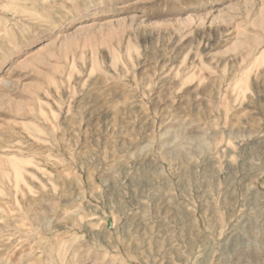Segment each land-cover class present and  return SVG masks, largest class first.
<instances>
[{
	"label": "rangeland",
	"instance_id": "rangeland-1",
	"mask_svg": "<svg viewBox=\"0 0 264 264\" xmlns=\"http://www.w3.org/2000/svg\"><path fill=\"white\" fill-rule=\"evenodd\" d=\"M199 263L264 264V0H0V264Z\"/></svg>",
	"mask_w": 264,
	"mask_h": 264
},
{
	"label": "bare ground",
	"instance_id": "bare-ground-1",
	"mask_svg": "<svg viewBox=\"0 0 264 264\" xmlns=\"http://www.w3.org/2000/svg\"><path fill=\"white\" fill-rule=\"evenodd\" d=\"M239 226H240V225H239ZM239 228H241V227H239ZM239 228H238V229H239ZM240 238H241V237H240ZM240 238H239V240H240ZM241 239H242V238H241ZM240 242H241V241H240ZM240 242H239V243H240ZM231 244H232V243H231ZM240 244H241V243H240ZM197 259H198V258H197ZM198 260H199V259H198ZM199 264H200V263H199Z\"/></svg>",
	"mask_w": 264,
	"mask_h": 264
}]
</instances>
